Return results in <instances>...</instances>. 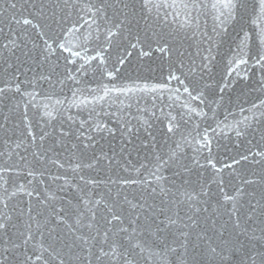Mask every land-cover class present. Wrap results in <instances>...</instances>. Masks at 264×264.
Returning <instances> with one entry per match:
<instances>
[{
    "label": "water",
    "instance_id": "95a60500",
    "mask_svg": "<svg viewBox=\"0 0 264 264\" xmlns=\"http://www.w3.org/2000/svg\"><path fill=\"white\" fill-rule=\"evenodd\" d=\"M15 2L16 9L8 11H3L8 8L7 0L0 3V88L6 89L0 95V123L8 118L7 135L0 133V165L19 159L15 153H23V145L17 149L16 144L24 140L28 127L37 135L38 145L43 131L58 133L61 128H79L83 123L87 136L101 123L112 132L91 133L98 141L94 147L110 156L115 151L118 163L109 166L105 161L99 175L135 180L127 189L129 198L143 193L151 202L145 183L150 192L155 186L150 172L157 165L168 181L165 187H172L171 181L179 186L184 179L197 190L200 184L206 185L211 196L209 204L201 207L207 206L209 211L218 201L223 204L220 186L234 194L233 186H241V176L264 174V166L233 163L242 154L259 159L256 153L264 152V61L259 60L264 55V13L259 0H232L236 8L231 16L222 7L226 0ZM25 19L31 23L25 24ZM10 40L20 46L13 52L3 48ZM144 52L149 54L142 55ZM170 73L179 79H171ZM41 74L49 79H41ZM169 127L174 131L169 132ZM128 128L133 129L131 134ZM205 137L210 148L203 147ZM54 139L46 138L45 146ZM31 141L28 137L25 144L36 150ZM72 143L74 137L69 138V145ZM9 153H13L11 158ZM173 153L190 172L175 175L177 166L170 160ZM66 160L67 154L61 157L62 162ZM163 161H169L170 166H163ZM52 171H67V179L79 182V176L73 180L68 162L64 169L53 167ZM83 174L98 173L85 169ZM6 179L9 193L26 183L17 167L9 170ZM101 191L106 192L107 187L102 186ZM247 191L258 200L264 185H253ZM58 195L69 199L66 193ZM248 199L241 198V227L247 230L246 235L233 231L236 218L229 221L225 208L220 207L216 216L217 229L227 222L225 238L239 241L240 251L231 264H264V216L248 219ZM30 202L33 200L26 192H18L10 203L27 212ZM50 243V238L37 234L35 255L32 246L22 248L6 264H23L28 256L32 257L28 264H59V259L52 261L42 253ZM36 256L42 258L36 260ZM139 264L179 262L174 256H153L145 251Z\"/></svg>",
    "mask_w": 264,
    "mask_h": 264
},
{
    "label": "snow or ice",
    "instance_id": "6c2138e0",
    "mask_svg": "<svg viewBox=\"0 0 264 264\" xmlns=\"http://www.w3.org/2000/svg\"><path fill=\"white\" fill-rule=\"evenodd\" d=\"M2 2L4 0H0V3ZM64 3L67 4L68 0H64ZM259 3L264 13V0H259ZM7 4L8 8L3 11H8L9 8L16 9L15 0H7ZM222 7L227 9L231 16L236 5L232 0H226ZM24 23L30 24L31 21L25 19ZM119 26L116 25L117 28ZM261 42L264 44V37ZM19 47L14 40L3 45V48L9 52ZM132 47L135 48L136 45L133 44ZM148 54L142 53L145 56ZM204 59L208 60L209 57L206 56ZM259 60L264 61V55L260 56ZM120 63L123 64L124 60L121 59ZM11 67L12 65H9V68ZM203 67L208 68V65L204 64ZM191 71L195 72L196 68L192 67ZM40 78L48 80L49 76L41 74ZM170 78L179 79L172 73ZM5 91V88H0V95H3ZM16 91H19V86ZM184 91L188 92V88ZM46 115L51 117V113ZM7 121L8 118L5 117V123H0V133L3 135H7ZM84 127L81 123L79 128L73 125L67 130L61 128L58 133L43 131L39 135L38 145L36 144L37 135L31 127H28L24 140L16 144L17 149L23 145V153H15L19 159L13 164L5 162L0 165V181H3L0 183V189H2L0 191V264H6L10 256L15 259L20 249H27L29 246L33 247L32 255H35L33 242L36 241L37 234L53 241L47 248L42 249V253H47L52 261L59 259V264H139L145 251L153 256H174L179 264H231V260L240 251L237 247L239 241L234 242L231 236L225 238L227 222L220 224L217 229L218 209L225 208L229 221L233 217L236 218L232 225L233 231L239 230L246 235L247 230L241 227L243 220L241 209L244 207L241 198L249 197V220L257 215L264 216V193H261L260 199L256 200L254 194L247 191L253 185H264V174L253 173L247 178L241 176V186H233L234 194L224 192V187L220 186L223 204L218 201L217 207L209 211V207H201L209 204L207 198L211 196L206 185L200 184L197 190L188 179H184L179 186L175 181H171L172 187H165L164 184L168 181L161 175V165H157L156 170L150 172V175L155 177V186L151 187L150 192L147 191L148 186L145 183V192L147 197H151V202L143 193L129 198L127 189L136 184L135 180L124 177L112 179L99 175L105 161L109 166L118 163L117 153L113 151L110 156L102 149L97 152L94 146L98 141L91 133H111L112 130L97 123L91 133L85 136ZM132 131V128L127 129L128 134ZM168 131L172 132L174 128L169 127ZM237 135L241 133L238 132ZM51 136L55 137L54 142L46 147V138ZM28 137L32 138L31 143L36 150H30L29 145L25 144ZM71 137H74L75 143L70 146L69 138ZM2 138L3 136H0V139ZM203 147L210 148L207 137L204 138ZM89 153H91L90 156ZM65 154H67L65 162L70 164L74 173L73 180L79 176L77 183L67 179V171L63 173L52 171L53 167L57 170L64 169L65 162L61 161V157ZM2 155L0 153V156ZM12 155L13 153H9L10 158ZM256 156L259 159L242 154L240 160L233 159V163L239 164L245 161L250 165L264 166V152L256 153ZM170 160L177 166L175 173L177 177L190 172L189 166L182 163L175 153ZM163 166H170L169 161H163ZM13 167L20 169L26 183L20 184L15 191L9 193L5 186L8 183L6 175ZM228 167L231 168L232 165ZM85 169L98 174L85 175L83 174ZM217 172H219L218 169ZM34 181H36L35 185ZM41 184L44 185L43 190L40 189ZM29 185H33L31 190H28ZM102 186L107 187L106 192L101 191ZM182 188L183 191H181ZM18 192H26L33 200L27 212L23 208L18 210L10 203ZM59 193H66L69 199L65 201L64 196L58 195ZM157 197H159V203L156 202ZM261 232H264V229H261ZM57 244L59 247L55 246ZM243 247L241 245V248ZM65 248L68 250L67 253L64 252ZM153 248H158L160 251L152 252ZM247 256L248 253L245 252V257ZM41 258L36 256V260ZM31 259V256L26 257L23 264H28Z\"/></svg>",
    "mask_w": 264,
    "mask_h": 264
}]
</instances>
